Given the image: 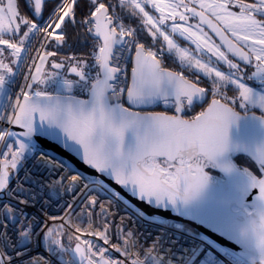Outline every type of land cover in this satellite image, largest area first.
Wrapping results in <instances>:
<instances>
[{
	"label": "snow or ice",
	"instance_id": "snow-or-ice-1",
	"mask_svg": "<svg viewBox=\"0 0 264 264\" xmlns=\"http://www.w3.org/2000/svg\"><path fill=\"white\" fill-rule=\"evenodd\" d=\"M89 2L94 11H90V19L82 22L92 36L89 62L70 57L65 58L67 65L55 60L51 62L53 70L66 69L78 79L67 78L58 71L45 70V62L49 57H55V51L38 53L39 63L34 59L35 73H30L31 82H27L28 77H25L26 83L15 102H9L11 112L0 113V125H3L0 132H4L7 125L18 126L16 131L7 133L13 142L7 143V150L0 152L5 157L0 160V190L9 186V168L19 170L22 162L34 152L48 156L49 150L37 146L34 136L37 139L40 136L57 140L62 138L64 148L72 150L73 146H78L84 164L107 175L115 184L129 189L141 201L147 200L158 208H171L179 215L205 225L229 243L243 245L252 255L264 256V139L251 147L241 148L230 136V127L237 125L242 117H247L250 108L261 110L262 115L252 117L264 125V94L254 93L243 78L236 75L240 71V64L234 63L222 50L226 49L227 53L245 65H250L254 56L256 71L248 75V80L262 78L264 81V20L257 19L256 15L264 16V0L254 4L244 3L243 0H120L121 5H131L133 15L139 10L153 44L157 42V36L162 38L167 52H174L181 66L196 69L209 79L215 76L216 79L211 81L210 103L191 119L183 117L185 111L205 100L206 90L198 86L199 79L193 81L179 71H169L163 67L159 58L164 55L163 48L153 51L150 47L146 48V44L136 42L134 31L118 23L119 18L114 12L110 14L111 6L106 7L100 0ZM18 4L19 0H0V45H7L13 56L20 57L21 47L4 39L3 34H18L23 25L27 31L20 37L21 45L36 30L52 38L54 43L51 47L60 48L64 37L56 35L54 30H62V25L67 23L66 18L74 14L73 3L64 0L62 5H58L60 14L55 20L39 27L20 16ZM145 5L153 7L159 13V18L150 15ZM232 7L239 8V12L231 11ZM40 14L41 0H35V15ZM190 18H198V22L189 23ZM205 25L219 39V43L205 31ZM171 34H178L184 41L195 45V53L188 47H181ZM229 34L234 40L229 38ZM118 45L129 49L133 45L135 47L130 83L120 79L124 47L117 48ZM205 53L211 54L216 62L226 65L231 71L225 74L213 65L211 58L205 61ZM90 67L96 69L94 77L86 70ZM0 70V92H3L7 82L3 73L11 74L13 69L0 60ZM58 77L59 87L65 93L63 95L25 90L45 85ZM222 85L238 89V107L245 110V115L241 116L236 110L237 97L222 94ZM75 88H79L87 98L73 95ZM160 103L174 108L176 115L144 111ZM4 140L5 135L0 134V141ZM241 150L258 165V174L225 159L227 153ZM9 156L10 160L7 159ZM53 159L45 161V166L50 170L63 164V161L53 163ZM206 169L219 170L226 175L237 173L242 179L234 180L226 189H213L212 174ZM62 179L52 181L50 186L59 185L60 191H65ZM77 179V176H72V183L76 184ZM91 182L107 187L94 178ZM256 189L258 194L253 191ZM27 191L20 186L15 189L18 193ZM68 191L74 193L75 189ZM115 195L119 198V193ZM248 197L252 198L251 206L245 202ZM31 199L37 200L38 197L33 193ZM28 202V197L21 201L25 205ZM88 204L95 206L97 201L92 198ZM3 207L6 209L5 217L12 221L13 227L20 224V228L16 229L19 244L27 245L30 238L34 242L40 241L41 235L44 241L53 236V230L46 222L44 227L47 233H37L35 229L40 225L38 218L25 224L23 221L28 218L24 216L23 209H17L15 205ZM72 207L69 206L70 211ZM136 211L140 216L144 215L139 209ZM101 215L107 216L103 205ZM175 227L180 229L182 225L176 224ZM76 231L81 232V229L77 226ZM107 233L108 225L105 223L103 231H88L87 235H94L108 245L111 241ZM129 235L132 233L129 232ZM3 236L12 239L7 229ZM197 238L224 256L234 255L226 246L217 244L207 236ZM75 239L79 241L75 253L79 255L81 264H129L127 257L124 260L105 258V248L92 240L81 239V235ZM51 244L61 247L60 240H51ZM82 244L86 248H82ZM112 248L121 253V248L116 244H112ZM202 253L204 259L199 260V264H224L211 251L206 252L203 243L193 246L185 264H196ZM23 254L17 251V256ZM5 256L6 250L0 251V264H14L10 254L7 260ZM28 264H50V261L37 258ZM130 264H144V261L133 259ZM157 264L162 262L157 261Z\"/></svg>",
	"mask_w": 264,
	"mask_h": 264
},
{
	"label": "built area",
	"instance_id": "built-area-1",
	"mask_svg": "<svg viewBox=\"0 0 264 264\" xmlns=\"http://www.w3.org/2000/svg\"><path fill=\"white\" fill-rule=\"evenodd\" d=\"M76 1L69 0V2L73 3L74 14ZM63 3L64 0H59L55 7L40 22L35 24L39 27L52 23L55 17L60 14L58 5ZM91 11H94V7H92ZM113 12L119 18L118 23H123L122 17L115 10ZM74 14L66 18L73 26L75 25ZM90 18L89 14L83 18V21L85 22ZM125 26L126 28H131L128 24H125ZM54 31L56 35H63V30ZM33 32L36 37L30 45H24L26 56L14 83L18 92L26 83L25 77H28L27 82H31L30 73L33 74L34 72L33 61L34 59L35 62L38 60V53L44 51L56 52L53 48H47V45L53 42L51 37H46L45 34L36 30H33ZM76 36L77 38L79 37V32L77 31ZM137 39L135 36L136 42L139 43ZM42 44L45 47L42 48ZM148 47L153 51L161 49L160 47L146 44V48ZM75 53L74 48L70 49L68 56L73 57ZM166 54L167 51L164 49V55L159 57L162 59V63L166 59ZM31 58L34 59L30 63L28 59ZM131 60V56L124 58L123 63L126 74L120 77L122 81L126 80L127 83L129 82ZM178 71L182 74L184 73L182 69ZM25 90L31 92L37 89L34 87L33 89ZM0 127H3V125H0ZM13 131L15 130L7 126L4 132H0V134L5 135V140L0 141V152L6 151L5 145L13 142V139H9L7 135L8 132ZM50 158L53 157L50 155L42 156L39 152H34L32 155L27 156L19 170L12 171L9 168L11 173L9 186L4 190H0V251L6 250V260L8 254H10L14 264H22V262L23 264H28L29 261H34L37 258L41 261L48 260L50 264H81L76 260L72 250L73 243L79 242L75 237L81 235V239H89L103 246L107 252L105 258L124 260L127 257L129 264L133 259H140L144 261V264H157V261H161L162 264H185L187 257L191 255L193 246L202 243L206 252L211 251L213 256L223 260L224 264H252L227 246L234 255H222L215 248H211L197 237L201 235L207 236L221 246H225L224 244L209 234L192 228L181 220L148 214L104 179L73 172L71 165L67 161H63V164H58L57 168L50 170L45 166V161ZM3 159L5 157L0 155V160ZM7 159L10 160V156ZM58 161L60 160L56 158L52 160L53 163ZM72 176L78 177L76 184L72 183ZM93 178L102 181L107 187L105 188L99 183L91 182ZM59 179H62L65 191H60L59 185L50 186L52 181ZM86 185L87 189H85ZM18 186L24 187L28 191L26 193L15 192ZM70 188H74L75 192L68 191ZM33 193L38 197L37 200L31 199ZM115 193H119V198L116 197ZM26 197H28L29 201L27 205L21 203ZM92 198L97 201L95 206L88 204ZM3 205H15L17 209H23L24 216L28 218L23 221L25 224L33 218H38L40 225L35 229L37 233H47V228L44 227V222H46L53 230V236L48 241H44L41 235L40 241L34 242L33 238H30L27 245L19 244L16 229L20 228V224L17 223L13 227L12 221L5 217L6 209ZM42 205L44 206L41 207ZM70 205L73 206L71 211L69 209ZM101 205L107 210L106 217L101 215ZM136 209H139L144 215L140 216ZM65 222H67L66 226ZM105 223L108 225L107 234L111 241L108 245H104L103 240L94 235H87L88 231H103ZM176 224H180L182 227L178 229L175 227ZM77 226L81 229V232L76 231ZM5 229H7L8 236L12 237L11 240L3 236ZM129 232L132 233L131 236ZM51 240H60L61 247L57 248L52 245ZM112 244L120 247L121 253L115 252ZM82 246L86 248V245L82 244ZM126 249L127 251H125ZM17 251L24 254L17 256ZM128 252L131 253L130 256H128ZM203 257L204 253L197 258L196 264H199V260L204 259Z\"/></svg>",
	"mask_w": 264,
	"mask_h": 264
},
{
	"label": "water",
	"instance_id": "water-1",
	"mask_svg": "<svg viewBox=\"0 0 264 264\" xmlns=\"http://www.w3.org/2000/svg\"><path fill=\"white\" fill-rule=\"evenodd\" d=\"M33 1H34V5H35V0H33ZM46 1H50V0H41V7H42V5H44V3ZM41 18H42L41 15H39V16H37L36 19L38 21H40ZM16 35H19V33ZM89 36L92 38V36L90 34H89ZM126 38L132 39V37H126ZM3 46H6V45H3ZM116 47L117 48L124 47V52L121 54V60H120V67L122 68V72L120 74V77H121L122 75L126 74V69H125V66L123 63L124 58L129 57V56L134 57L135 48H134V52L132 53V49H133L134 45L131 47V49H129L127 46H120V45H118ZM169 71H176V70H169ZM130 82H131V67L129 69V82L128 83H130ZM18 93H20V92H18L16 90L14 84L11 85V84L6 82L3 92H0V113H10L11 112V107L9 106V102L14 103L16 98H17ZM57 94H60V93H52L50 95H57ZM60 95H63V94H60ZM77 97L81 98V99L87 98L86 96H84V97L77 96ZM20 98L22 99V96ZM125 100H126V92H125ZM160 104H158V105H160ZM125 106H127L126 103H125ZM154 107L155 106H150L148 108H145L144 111H147V112H163L167 115H176L175 110L173 113L166 112L163 110H158V111L151 110ZM239 114L241 116L245 115V113H242V112H239ZM252 115L260 116L254 112H250V113H248L247 117H242V119L237 122V125H233L230 127V136H231L233 142L240 145L241 148L251 147L254 143L260 141L261 139H264V125H261L259 123V121L253 119ZM183 117L185 119H191L192 118V117L191 118L186 117L184 115H183ZM7 126H10L15 131L17 130V127H18L15 125H7ZM33 139L35 140V143L37 144V146L44 147V148H47L49 150L48 155H50L53 158H56L60 161H67L71 165L73 172H78L80 174H85V175L94 176V177L97 176V177L104 179L105 181H107L109 184L114 186L124 196L129 198L131 201H133L136 205H138L141 209H143L148 214H152V215H156V216H160V217H165V218H175V219L181 220L182 222H185L186 224H188L192 228L209 234L214 239L218 240L219 242H221L222 244H224L228 248L232 249L234 252H236L237 254H239L240 256H242L244 259L251 262L252 264H264V256H259V255L254 256V255H252L250 250L245 248L243 245H237L235 243H229L225 238L221 237L220 235L215 234L209 228H207L205 225L200 224L198 221L192 220L187 216H181L178 213L174 212L171 208H167V209L158 208L154 204L148 203L147 200L141 201L137 196L132 195V193L129 189H125L122 185L115 184V182L110 177H108L107 175H105L103 173H99L96 170L92 169L89 165L84 164L83 159H82V151L78 149V146H73L72 150L66 149L63 146L62 138L57 140V139H53L51 137L40 136L37 139L34 136ZM236 155L247 156L246 153L242 150L241 151H231V152L226 154L225 159L230 160L231 162H233L235 165H237L239 167L238 163L234 159V157ZM232 156H233V159L235 162L233 161ZM247 157H249V156H247ZM249 158L251 159V157H249ZM257 167H258V165H257ZM241 168H243V167H241ZM249 170H251V169H249ZM206 171L209 172L208 169H206ZM212 171L217 172L215 180L212 179L211 187L213 189H215L217 187L226 189L227 187L230 186V184L234 180L242 179V176H240L237 173H234L232 175H226V174L220 172L219 170H212ZM251 171H253V170H251ZM258 178H259V176H258ZM253 191H254V193L258 194V189L253 190ZM245 202L249 206H251L253 203L251 197L246 198ZM77 243H79V242L73 243L72 250H73V253H74L76 260L81 263L79 255L75 253V246ZM81 247L83 248L82 245H81Z\"/></svg>",
	"mask_w": 264,
	"mask_h": 264
},
{
	"label": "trees",
	"instance_id": "trees-1",
	"mask_svg": "<svg viewBox=\"0 0 264 264\" xmlns=\"http://www.w3.org/2000/svg\"><path fill=\"white\" fill-rule=\"evenodd\" d=\"M59 0L52 1L48 3L50 5L47 9L46 15L55 7ZM101 2L105 3L106 7H110V13H112L114 10H119L121 8V5H118L116 3L117 0H100ZM147 8L150 9L147 5ZM92 7L90 6L89 0H78L76 1L75 5V14H74V22L75 25L73 26L69 21L65 25H63L62 30H63V41H61V47L56 49L51 47V44L54 43L51 42L49 43V47L53 48L56 50V55L55 57H50L49 60V66H51V62L53 60H57L58 62H64L67 63V60L65 58H69L68 56V51L70 49H75L76 53L73 57L74 60H84L86 63L89 62V56L92 52V38L89 36L87 32L86 26H83V18L88 16L90 14ZM120 11V10H119ZM139 15H134L132 18H127V17H122L123 21L127 24H130L133 26L134 33L136 36H139V43H144V44H151L154 46H159L158 42L153 44L151 35H149L145 30L144 26L139 23ZM76 31L79 32V37L77 38L76 36ZM137 36V37H138ZM91 63H94V61H91ZM180 63L177 61L173 55L167 54L165 61L162 63V66L167 68L168 70H178ZM88 72L91 73V75L94 77L96 69L95 68H88L86 69ZM72 74V73H71ZM35 88L38 90L46 91V90H51L49 87H43L42 85H37ZM152 109H163V110H169L168 107H163L160 105L155 106ZM196 112H192V114H195ZM235 161L238 163L240 167H246L250 166L251 170L257 172V165L247 156L244 155H236L234 157ZM217 173L216 171H214Z\"/></svg>",
	"mask_w": 264,
	"mask_h": 264
},
{
	"label": "flooded vegetation",
	"instance_id": "flooded-vegetation-1",
	"mask_svg": "<svg viewBox=\"0 0 264 264\" xmlns=\"http://www.w3.org/2000/svg\"><path fill=\"white\" fill-rule=\"evenodd\" d=\"M52 1H55V0L46 1L44 3V5H42L41 14H40L41 17H42L41 20L43 19L44 16H46L47 9L50 6V5H48V3L52 2ZM5 2H6V0H5ZM243 2L247 3V4H254V3H258V0H243ZM150 10L153 11L151 8H150ZM197 10H199L198 6H197ZM230 10L231 11H235V12H239V8H236V7H232V8H230ZM18 12H19L20 16L24 17L25 19L30 20L32 23H37V22L41 21V20L38 21L36 19L37 15H35V5H34V1L33 0H19ZM153 12H155V10ZM256 15H257V19L264 20V16H262L260 14H256ZM197 22H198V18H190V20H189V23H197ZM170 23H171V21L169 22V24ZM25 28L26 27L22 25L21 26V31L23 29H25ZM21 31L19 32V35H20ZM205 31H208L209 34L213 36V39L217 43H219V39L217 37H215V35L213 33H211V31L207 28L206 25H205ZM13 34H14V36H18L15 33H13ZM171 35H172V38L174 40H176L180 44L181 47H188V48H190V50L193 51V53H195L194 47H191V45L187 44L188 41H184L183 38L180 37L178 34H171ZM135 36H136V34H135ZM229 38L234 40V38L231 37L230 34H229ZM138 39H139V37H138ZM251 42L252 41L250 39L249 43H251ZM6 47H7V45H6ZM222 50L226 52V55L234 63H239L240 64V71L237 72L236 75L238 77H242L243 81L249 87H251L253 89L254 93L264 94V81H262V78H253L252 80H248V75H251L252 72L256 71V67L255 66H256L257 62H256L254 56L252 57V63L250 65H245L243 62L239 61L237 57H233L231 53H227L226 49L222 48ZM245 51H248V49H245ZM203 58H204L205 61H207L209 58H211V60L213 61V65L218 67L225 74H228L229 71H231V70H229L227 68L226 65L216 62L215 58L211 57V54L205 53ZM56 62H57V60H56ZM65 64L67 65V63H65ZM178 70H180V68H178ZM182 70L184 71L183 74L186 76V78H188L190 80H193V81H196L197 79H199L200 83H199L198 86L205 87V90H206L205 100L203 102H198V103L194 104L191 107V109L186 110L185 113L183 114L184 116L191 118V117L197 115L200 111H203L207 107V104L210 103V101L212 99V95H211V91H210V89H211V81L216 79V78L213 75V77L211 79H209L208 77H205L203 75V73H198L197 71H195L193 69H189L186 66H183ZM245 73H247V75H245ZM45 92H47L49 94L55 93V92H53L51 90H46ZM221 92H222V94H226L229 97H237V103L235 105L236 110L239 111V112L245 113L244 109H240L238 107V104H239V99H238L239 92H238V89L235 88V86H224V85H222ZM72 94L76 95V96H82V97L86 96V95H80V94H76V93H72ZM151 110H163V109H151ZM163 111L173 113L174 112V108H169V110H163ZM192 112H196V113L192 114ZM250 112H254V113L258 114V115H262L261 110L259 108H250L248 113H250Z\"/></svg>",
	"mask_w": 264,
	"mask_h": 264
},
{
	"label": "rangeland",
	"instance_id": "rangeland-1",
	"mask_svg": "<svg viewBox=\"0 0 264 264\" xmlns=\"http://www.w3.org/2000/svg\"><path fill=\"white\" fill-rule=\"evenodd\" d=\"M116 3H118V5H121V4H120V0H117ZM148 7L151 8L153 11L155 10V9H154L153 7H151V6H148ZM119 10H120V11H119ZM119 10H115V11H116L117 14L120 15L121 17L132 18V17L134 16V15L132 14V8H131V5H130V4H128V5H121V8H120ZM145 10L148 11L149 14L152 15V16H154L155 18H157V19L159 18V13H157L156 11L153 12V11H151L150 9L148 10V9H147V5H145ZM136 14L139 15V16H138V17H139V23H141V24L144 26V24H143V16H142L141 13H139V10H138V9L136 10ZM136 14H135V15H136ZM122 21H123V19H122ZM169 22H170V21H169ZM123 23H124V24H127V23H125L124 21H123ZM128 25H130V24H128ZM130 27H131V29H132L133 31L135 30V29L133 28L132 25H130ZM144 30L150 35V33H149V29H148L147 27H144ZM24 31H27V28L23 29V30L21 31L20 35H18V36H14L13 33H4V34H3V38H4V39L7 38V39L9 40V42H11V43H16L18 46L21 47L22 51H21L20 57H15V56H13V55H12V50H11V49H8L6 46L0 45V60H3L4 63L9 64V66L13 69V71H12L11 74H8V73H6V72L3 73V74L6 76V81H7V83H9V84H11V85H13V84L15 83L16 77H17V75H18V73H19V71H20V69H21L22 64H23L24 57L26 56V48H24V45H30V44L34 41V39H35V37H36V34H35L34 32L30 33V34H29V37L26 38V39L24 40L23 45H21V44H20V37L23 35V32H24ZM137 36H138V35H137ZM138 37H139V36H138ZM138 37H137V38H138ZM151 38H152V37H151ZM12 39L14 40V42L11 41ZM137 40L140 41V39H137ZM175 41H176V40H175ZM157 42L159 43V44H158L159 46H157V47L164 48V49L167 51V46H166V44L163 42L162 38H160V37L157 36ZM176 42H177V41H176ZM177 43H178V42H177ZM178 44H179V43H178ZM187 44L191 45V47H194V49H195V45L190 44V42H187ZM179 45H180V44H179ZM153 46H154V45H153ZM47 48L50 49V47H49L48 45H47ZM167 54H171V55H173V57H174L177 61H179V59L175 56V53H174V52H173V53H168V52H167ZM167 54H166V55H167ZM32 59H34V58H31V60L28 59V60L30 61V63L33 61ZM14 60L16 61V63H12V61H14ZM49 60H50V57L48 58V60L45 62V65H44L46 71H48V72H51V71H58V72L61 73L62 76H66L67 78H70V79H78V77H75L74 74H71L70 72H67L66 69H65V70H64V69L53 70V69L51 68V66H49ZM57 62H58V61H57ZM179 62H180V61H179ZM36 63H39V59L36 60ZM67 63H68V61H67ZM184 66L187 67V65H184ZM178 68L183 69V66H181V64H180ZM193 70L197 71L196 69H193ZM0 71H2V70H0ZM34 73H35V68H34V72H33V74H34ZM59 79H60V78L58 77L55 81H49L47 84L42 85V86H43V87H49V88L51 89V91H53V92H55V93L65 94V93L62 91V89H60V87H59ZM36 89H37V88H36ZM37 90H38V89H37ZM73 93L80 94V95H86L85 93H82V92L80 91L79 88H75V89L73 90ZM161 106L166 107L163 103H161ZM156 111H158V110H156ZM232 159H233V156H232ZM233 161H234V159H233ZM234 162H235V161H234ZM246 167H248L249 169L251 168L249 165L246 166ZM208 170H209V173L212 174V178H213V180H215L217 174H216L214 171H212L213 169H208ZM255 172H256V171H254V174H258L257 172H256V173H255ZM250 210H252V209L250 208Z\"/></svg>",
	"mask_w": 264,
	"mask_h": 264
},
{
	"label": "bare ground",
	"instance_id": "bare-ground-1",
	"mask_svg": "<svg viewBox=\"0 0 264 264\" xmlns=\"http://www.w3.org/2000/svg\"><path fill=\"white\" fill-rule=\"evenodd\" d=\"M31 60V59H30ZM33 60V59H32ZM251 207H249V210H250ZM251 211V210H250ZM242 218V217H241ZM204 258V257H203Z\"/></svg>",
	"mask_w": 264,
	"mask_h": 264
}]
</instances>
